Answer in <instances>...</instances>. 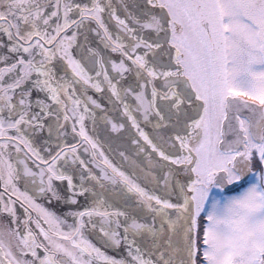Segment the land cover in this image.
Segmentation results:
<instances>
[{"label": "snow or ice", "instance_id": "6c2138e0", "mask_svg": "<svg viewBox=\"0 0 264 264\" xmlns=\"http://www.w3.org/2000/svg\"><path fill=\"white\" fill-rule=\"evenodd\" d=\"M0 264H264V0H0Z\"/></svg>", "mask_w": 264, "mask_h": 264}, {"label": "flooded vegetation", "instance_id": "af4514ba", "mask_svg": "<svg viewBox=\"0 0 264 264\" xmlns=\"http://www.w3.org/2000/svg\"><path fill=\"white\" fill-rule=\"evenodd\" d=\"M106 251H108L109 254H113V253H112V250H110V249H108V250H106Z\"/></svg>", "mask_w": 264, "mask_h": 264}]
</instances>
